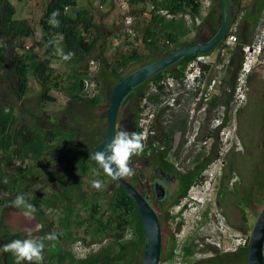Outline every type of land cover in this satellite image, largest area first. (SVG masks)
Listing matches in <instances>:
<instances>
[{
  "label": "trees",
  "instance_id": "obj_1",
  "mask_svg": "<svg viewBox=\"0 0 264 264\" xmlns=\"http://www.w3.org/2000/svg\"><path fill=\"white\" fill-rule=\"evenodd\" d=\"M138 1L148 3L152 7L149 11L150 27H158L161 24L157 32L146 26L140 32L141 36L135 38V40H140L148 50L158 54L143 61L140 66L183 45L194 43V39L180 41V38L190 32L183 15L188 13L194 17L200 14L201 5L198 0H130V4ZM229 1L232 6L231 24L236 25L235 33L237 35L236 47L228 51L230 66H232L234 63H241L239 50L243 44L251 41L255 27L264 11V0ZM213 2L217 4L216 7L220 12L217 1L212 0ZM160 9L173 15H182L168 19L158 13ZM56 10H59L60 13L57 17L60 21L59 27H53L48 22L50 14ZM14 14L15 6L11 0H0V264H16L13 254L3 251L4 245L15 239L23 240L34 237H36L34 240H43L45 243L42 264H140L146 237L134 199L121 185L114 183L102 169H99L94 161L80 153L71 157L72 160L68 166L56 177V186L50 189V193L42 190L34 191L32 196L26 200L36 208L33 215L35 227L30 231H11L7 228L6 218L12 207L8 206L6 195H14L21 190L22 179L28 171L25 159L40 160L44 157L45 152L57 149L65 137L75 138L77 135L69 124L59 121L51 123L48 121L44 123L39 121L22 122L13 101H19L31 92L32 79L39 84L37 100L41 104L40 106L56 100L49 94L53 89L65 91L67 99L71 103L95 107L103 101L99 92L92 97H85L81 94V79L87 61L101 40L100 27L95 23V14L90 5H80L77 0H45L38 20L42 34L38 40L34 39L28 48L24 47L22 41L33 37L35 28L31 20L17 19ZM251 16L253 17V28L248 32L249 37L244 39L240 35L239 28L243 21ZM220 18L221 14L218 24ZM125 42L131 47L127 52L116 53L117 57L110 70L115 77L111 88L130 72L125 73V70L132 61L141 60L137 46L129 41ZM58 49H63L65 54L72 52L75 55L71 60L65 61L58 54ZM195 56L196 54L185 55L174 64L137 85L126 96L118 114V118H120L121 112L128 117L125 124L126 131L137 133V119L142 98L147 97L153 102L160 100L162 86L158 84L157 92H153L150 91L151 84H157L167 76H182L186 65ZM52 60L72 62L76 68L68 78H63L60 72L50 67ZM103 75L102 70L97 74L98 83L99 76ZM235 79L236 76H232L227 83L220 86L222 94L215 95L211 105L216 106L224 103L228 106L231 92H228L226 87L232 89ZM4 84L6 87L3 86ZM104 101L108 102V96ZM30 116L33 120L36 118L40 120L38 115L30 113ZM100 124L103 126V131L89 129L83 135V138L88 142L86 146L88 149H92L105 136L106 122H100ZM177 127L175 119L170 120L167 124L160 123L158 145L151 147L157 164H162L165 169L170 171L175 169L176 152L173 148V135ZM120 130L118 123L117 132ZM160 146L163 148L159 149ZM146 149L144 148L141 155H145ZM83 150L87 151L85 148ZM93 169H96L97 172L94 173ZM95 174L102 181L108 179L112 184V198L104 208L95 203V196L90 195L89 192L90 185L87 184V181L91 180ZM197 175V173H190L180 179V196L186 195L189 187L198 180ZM234 194L239 197L237 191ZM242 202L248 206L247 201L243 199ZM175 204L176 202L170 206ZM14 208L24 212L23 208ZM48 209L63 211L62 217L59 218L62 231L46 216ZM81 227L85 234L80 238L83 242L102 241L105 238L107 242L97 250L79 258L73 254L69 246L77 240V235L72 229ZM53 232L59 234L57 241L44 240L47 234ZM162 241L160 262L172 257L177 243L173 233L167 238H163ZM248 242L249 237L246 244L235 252L214 250L210 256L191 260L190 255L195 249L189 237L182 246V258L186 264H245ZM22 264H27V262H22Z\"/></svg>",
  "mask_w": 264,
  "mask_h": 264
},
{
  "label": "flooded vegetation",
  "instance_id": "obj_2",
  "mask_svg": "<svg viewBox=\"0 0 264 264\" xmlns=\"http://www.w3.org/2000/svg\"><path fill=\"white\" fill-rule=\"evenodd\" d=\"M209 17V22L211 23V21H213V16ZM218 25L219 24H216V26L208 25L207 27H200L201 31L199 30V32L196 33L194 42L202 43L207 41L215 33ZM252 28L253 17L251 16L243 21L239 28L241 37L247 39L249 37L248 32L251 31ZM219 45L220 44L209 52L215 54L211 57V64L203 65V69L210 78L220 76V86H222L228 82L230 77H235L237 75L240 62L230 66L229 53L223 55L217 53ZM241 59L242 55L240 53V61ZM258 72H260V75L257 78ZM246 84V97L241 107L244 109L249 104H252V113L248 116V120L251 121L256 118V121L252 124V128L246 131L238 121V116L241 114V111H239L235 118L233 140L230 145L224 146V144L218 141L216 131L219 129L215 131L210 129L212 112L207 113L205 120L199 121L198 119L196 125V111H190V101L186 100L183 108L174 114L175 122L178 125L173 135V148L176 152L174 171L165 169L160 163L157 164V159H155L151 151L152 146L146 149L145 155L140 154L132 158V167L134 168L135 174L126 179L147 197L148 202L156 211L163 239L170 236L173 232L177 235L187 220L186 214L191 212L194 208L193 202L188 197L189 189L186 195L180 196V179L190 173H197L198 177L201 176L204 169L209 166L220 153L222 154L221 172L214 182L213 199L206 208H201L197 214L194 215L193 231L191 235L183 238L180 243L182 251L184 242L190 237L195 249L193 254L190 255V258L193 259L197 255L203 256L193 260H199L204 258V256H210L213 254L212 251L218 250L216 247L206 242L209 234L202 230L206 229L205 227L211 223L212 218L213 222H215L214 225L218 227L227 225L237 233L244 234L242 228H240L245 224L244 212L240 210L237 205L238 226H230L227 222L228 213L226 211V199L230 192H246L244 189V176L239 168L242 162L248 159H255V161H261L263 159L262 153L257 151L256 148L264 142V65H257L252 68L247 77ZM258 94H261V96L257 98L256 96ZM260 104L261 107L259 106ZM127 120L128 117L126 118V122ZM195 129H197L196 136L194 139H191V135ZM121 130H127V128L121 126ZM248 132L251 133L249 134ZM158 138L159 135L157 133V139ZM72 139L77 148L76 152L68 153L65 152L67 151L66 149H62L57 153H53L54 150L52 149L53 151L49 150L45 152L44 160L52 161L55 166L58 164L62 165V163L64 166H68L70 162L69 159L77 153L89 158L92 149L86 147L88 145L87 140L83 137H78V135ZM68 148H70L69 145ZM84 148L87 151H84ZM162 148L163 146H160L159 149ZM255 150L256 153L258 152L257 155H254ZM257 165L255 167L257 172L264 173ZM157 186L164 189V194L160 198H157L155 191ZM249 192L251 191L249 190ZM246 193H248V191ZM174 202H176V204L170 206ZM173 219L176 220L172 231H170V226L166 225V222ZM219 224L221 226H219ZM177 227H179V229H177ZM239 248L240 247L235 248L232 252L237 251Z\"/></svg>",
  "mask_w": 264,
  "mask_h": 264
},
{
  "label": "built area",
  "instance_id": "obj_3",
  "mask_svg": "<svg viewBox=\"0 0 264 264\" xmlns=\"http://www.w3.org/2000/svg\"><path fill=\"white\" fill-rule=\"evenodd\" d=\"M201 8L200 14L194 17L185 13L183 16L189 26L198 25L203 15L206 14L208 8L212 5V0H198ZM117 5L120 9V30L114 37L112 45L114 47L120 45L125 41L131 44L138 45L137 31L133 28L136 17L130 13V0H117ZM148 10L143 13L148 14ZM158 13L170 19L182 14H171L166 10H158ZM142 15V14H141ZM236 25L231 24L223 39L221 40L220 48L217 53L223 55L228 53L231 49L236 47L237 35L235 33ZM29 45H24L28 48ZM128 44V49H130ZM242 53L241 63L236 75L235 84L232 89L226 87L231 96L228 99V106L220 103L216 106L211 105L212 98L215 95H221L220 89L221 77H209L207 72L203 69V65L211 64V57L215 53L196 54V56L186 65L183 75L179 77L167 76L161 79L157 84L152 83L150 91L157 92V85L162 86L160 93V100L158 102L150 101L147 97L142 98L140 102V111L137 119V133L142 135L144 148L158 145L157 133L160 123L167 124L170 122L172 112H178L183 108L185 101L190 102V111H196V125L199 121L205 120L208 112H215L210 120V129L217 130L216 136L221 144L230 145L233 140L232 124L234 115L237 110L243 105L246 97L247 84L246 80L252 68L257 65H264V11L255 28L251 41L242 45L239 50ZM52 68H57V65L51 64ZM98 71V63L93 59H89L84 75L81 79V94L85 97L94 96L99 89V83L96 79ZM200 115V116H199ZM197 129L191 135V139L196 136ZM222 154L207 166L202 172L198 180L194 182L188 191V197L193 202V199H205L201 193H206V199L211 201L214 194V182L221 172ZM194 209V208H193ZM219 226H221L219 224ZM218 227L215 225L216 236L209 235L207 243L219 249L221 252L233 251L237 247H242L247 242V237L244 234H239L231 228ZM107 239L102 241H87L83 242L77 239L72 243V248L76 257L82 258L87 253L97 250L102 244L106 243ZM178 241L174 249L172 257L167 259L164 264H186L182 258V251ZM159 264H163L162 261Z\"/></svg>",
  "mask_w": 264,
  "mask_h": 264
},
{
  "label": "rangeland",
  "instance_id": "obj_4",
  "mask_svg": "<svg viewBox=\"0 0 264 264\" xmlns=\"http://www.w3.org/2000/svg\"><path fill=\"white\" fill-rule=\"evenodd\" d=\"M15 1V0H14ZM18 0L15 1V4L17 5ZM79 4H82L83 0H78ZM216 3L213 2L211 7H216ZM29 9L32 11H36V14L38 11L40 12L42 10V7L39 3H36V6L34 8L31 6ZM145 11V9H143ZM143 10L141 11V14L139 19H135L133 28L135 31L138 33V37L141 36V33L143 31V27L145 26V21L149 19V15L143 13ZM148 10V8H147ZM220 15V14H219ZM219 15L215 14V17L213 16V21L211 23L209 22L210 17L208 16V11H206V14L203 15L201 18V21L198 25L195 26H189L190 32L187 33L185 36L180 38V41H186V40H193L195 39V35L199 30L201 29L200 27H207L208 25L213 26L218 24L219 22ZM37 19V18H36ZM215 19V20H214ZM114 20H120V18H116ZM36 22V21H35ZM210 23V24H209ZM218 27V26H217ZM38 28V27H37ZM201 31V30H200ZM116 32V31H114ZM195 33V34H194ZM38 34V33H37ZM114 33H110L108 36L112 37ZM116 36V35H115ZM137 51L138 55L140 56L141 60H135L132 61L128 67L125 70V73L128 71H132L140 66V64L145 61L149 60L152 57L157 56L158 54L156 52L148 50L140 40L137 41ZM22 43H27L31 44L32 40H26L23 39ZM108 47L112 48V53L108 56H103L101 54H97L96 56H92L89 59H93L97 61L98 63V71L97 73L102 70L104 75L99 76V90L98 92L101 94L103 101L95 107L91 106H84L81 105L80 103H71L67 99V95L65 91L62 90H57L53 89L52 94L55 97L54 102H47L46 104H39L37 100V95H38V89H39V84L36 80L32 79L31 80V92L26 96V98L22 99V102L18 104V101H13L15 109L17 114L20 116L22 122H36L39 121L40 123H44L48 121V123L51 122H60V123H65L69 124V126L72 127V130L75 131L78 135V137H83L85 133L89 129H99L100 131H103V126L100 124V122H106L105 118V109L108 105V102L104 101V99L108 96V92L111 88V85L113 81L115 80V77L111 74L110 70L112 69L114 65V60L117 57L115 49L118 47H114L112 44H110ZM104 51V50H103ZM128 48H121L119 52H127ZM58 63V62H57ZM64 69V66L61 65L59 69H57L58 72H61ZM64 72V71H63ZM260 72L257 74V78L259 77ZM3 86L6 87L4 84ZM261 96V94H258L256 97L258 98ZM261 107V104L259 105ZM43 107V108H42ZM252 104H249L247 107L244 109L239 108L237 112L234 115V121L232 126V135H233V127H234V122L237 113L241 111V114L238 116V121L241 123V126L246 130L249 131V129L252 128V124L255 123L256 118L253 120H248V116L252 113ZM30 113L35 114L36 116L38 115L40 120L36 118L35 120L31 119L32 116H30ZM176 112H172L170 116V120L175 119V114ZM215 115V112H212V116ZM126 116H124V113L120 115V118L118 119V123L122 127H125L126 124ZM263 120V119H262ZM249 134L251 132H248ZM68 145L70 148H68ZM227 147V146H226ZM258 148V149H257ZM256 148L257 151H260L263 155V159L261 161H255V159H248L242 162L240 165V170L243 173V181H244V189L248 193H239V197H237L234 192H230V194L227 197V205H226V211L228 213V223L230 226H238V219H237V205L239 206L240 210H242L245 214V224L242 228L244 235L247 237H250L251 231L254 226V222L262 208V205L264 204V173H258L256 170V165L258 168L264 171V142L258 145ZM66 149L68 153H74L76 152L77 148L76 145L73 142L72 138L65 137L64 140L60 143L59 147L57 149H53V153H57L58 151ZM51 150V151H53ZM255 154L257 155L258 152ZM255 158V157H254ZM69 159V161H71ZM26 165L28 167V171L24 175L22 182H21V190L17 192L16 194H7L6 199L9 202L8 206L12 207L11 212L9 213V216L6 218V226L8 229L11 231H16V230H24V231H30L35 227V221L33 219V216L31 218H26L24 216V212L17 211L12 205L11 201H14L17 196L23 195L25 200H27L30 196H32V193L34 191H45L47 193L51 192V188H55L56 186V177L57 175H60L61 172L67 167V165L64 166L58 164L57 166L54 165L52 161H45L44 157L41 158L40 160H32L30 158L25 159ZM101 180L100 177L95 174L92 176V179L87 181V184H89V192L90 195L95 196V203H98L102 208H104L110 199L112 198V184L109 182L108 179H105L102 181V187L100 190L95 189L92 186V181L93 180ZM253 189V191H252ZM249 190L251 192H249ZM239 199V200H238ZM247 201L248 206H246L245 202H242V200ZM215 209V208H214ZM63 211L61 209L59 210H54V209H48L46 210V216L51 219L54 223L55 226H57L61 231H62V226L61 223L59 222V218L62 217ZM186 222L184 223V226L181 228V230L178 232L177 235L173 232L174 236L176 237V242H180L183 240V238H186L187 236L191 235L193 229V222H194V214L192 212H189L186 214ZM175 220H169L166 222V225L170 226L169 230L172 231ZM215 222H213V218L210 224L205 227L206 229H202L203 231H206L209 235L215 233ZM83 227L81 228H75L72 229V231L77 235L76 239H80L81 237H84L85 234L83 233L82 230ZM224 228L228 229L231 228L227 225L224 226ZM30 238V239H35ZM207 242V241H206ZM177 244V243H176ZM69 249L73 252V254L78 256V254H75L72 248V244L69 246ZM218 249V248H217ZM219 250V249H218ZM263 255H264V243H263ZM199 256L197 255L193 259H197ZM205 257V256H204ZM193 260L192 258H190ZM167 259L163 260L162 263ZM236 263V261H235Z\"/></svg>",
  "mask_w": 264,
  "mask_h": 264
},
{
  "label": "water",
  "instance_id": "obj_5",
  "mask_svg": "<svg viewBox=\"0 0 264 264\" xmlns=\"http://www.w3.org/2000/svg\"><path fill=\"white\" fill-rule=\"evenodd\" d=\"M220 7V23L215 33L205 42H194L183 45L170 53L157 58L145 65H142L123 76L111 88L108 95V105L105 109L106 129L105 136L97 142L91 152L99 151L109 143L117 133L118 114L123 100L140 83L156 74L157 72L169 67L185 55L204 54L212 51L223 39L229 29L232 20V6L229 0H216ZM111 179V177H110ZM112 180V179H111ZM121 185L126 192L134 199L140 218L142 221L144 236L143 253L140 264H159L162 252V233L159 218L156 211L135 185L129 180H112ZM157 198L164 194V189L157 186ZM264 243V206L260 210L251 231L245 264H264L263 255Z\"/></svg>",
  "mask_w": 264,
  "mask_h": 264
},
{
  "label": "clouds",
  "instance_id": "obj_6",
  "mask_svg": "<svg viewBox=\"0 0 264 264\" xmlns=\"http://www.w3.org/2000/svg\"><path fill=\"white\" fill-rule=\"evenodd\" d=\"M59 15V10L53 11L49 17V24L53 27H59L60 21L57 19ZM58 54L65 61L71 60L75 55L72 52L65 54L63 49H58ZM54 69H58V67ZM143 139L144 138L139 133H129L126 130H120L103 149L90 152L89 160L94 161L96 165H98V168L102 169L103 172L114 181L130 178L135 174L134 168L132 167V158L140 155L144 151L145 145ZM93 172L96 173L97 170L93 169ZM92 186L95 189L100 190L102 187V181L98 179L93 180ZM201 194L205 199H193L194 209L191 212L194 215L197 214L201 208H206L210 203V201L206 199V193L203 192ZM10 203L13 207L23 208L24 216L26 218H31L36 212L34 205L28 203L23 195L17 196V198ZM58 238L59 234L53 232L47 234L44 237V240L55 242ZM44 249L45 243L43 240L38 241L30 238L23 240L15 239L3 247V251L13 254L16 259V264H22V262H27V264H42L44 260Z\"/></svg>",
  "mask_w": 264,
  "mask_h": 264
},
{
  "label": "crops",
  "instance_id": "obj_7",
  "mask_svg": "<svg viewBox=\"0 0 264 264\" xmlns=\"http://www.w3.org/2000/svg\"><path fill=\"white\" fill-rule=\"evenodd\" d=\"M15 1L11 0V2L15 6L14 17L17 19L26 18V19L31 20V23L33 24V26L35 28L34 36L30 37V38H26V40L27 39L32 40V41L34 39L38 40L42 34L38 20L41 16L45 0H18L17 5L15 4ZM36 3H39L42 7V10L40 12L38 11L37 14H36L37 10L34 13L33 10L31 11L29 9V7H31V6L34 8V6H36ZM82 4H87V5H90L92 7L93 12L95 14V23H96V25H98L100 27V32H101V40H100L99 44L96 46V48L94 49V51L90 54L89 58L91 57V55L97 57V54H101L103 56L110 55L112 53V48L108 47V46L113 43V39H114L115 35H117L118 31L120 30V25L118 23L119 21L114 20L117 17L120 18V9L117 5V0H83ZM82 4H80V5H82ZM149 7L150 6L148 5V3H142L141 1L134 2L133 4H130V13L132 14V12H133L132 15H134L137 19L138 16L140 17L141 11L143 9H145V11H147V8H149ZM209 8L207 10L208 16H214L215 17V14H216V17H217V15L220 14L218 9H216L215 7H212L211 9H209ZM143 12H144V10H143ZM139 17H138V19H139ZM164 21H166V20H164ZM145 23L146 24L143 27V29L146 26L150 27L149 19H147L145 21ZM116 25H117V28H115ZM160 26H161V24L158 25V27L154 26V28H152V27H150V28H152L153 31L157 32L159 30ZM114 31H116V32H114ZM110 33H114V35L112 37L108 36ZM24 45H31V44L25 43ZM116 47H118V48L115 49V52L118 53L121 48H127L128 44H127V42H123ZM53 63L57 64L58 69L60 68L61 65L64 66V69L60 72L62 74L63 78H68V76H70L72 74V71L76 68V65L72 62H63L61 60H52L51 64H53ZM52 92H53V90H51L49 92V94L54 96L52 94ZM24 98H26V96L23 97L22 99H24ZM22 99L18 101V104H20L22 102Z\"/></svg>",
  "mask_w": 264,
  "mask_h": 264
},
{
  "label": "bare ground",
  "instance_id": "obj_8",
  "mask_svg": "<svg viewBox=\"0 0 264 264\" xmlns=\"http://www.w3.org/2000/svg\"><path fill=\"white\" fill-rule=\"evenodd\" d=\"M195 34V33H194ZM239 41V40H238ZM98 74V73H97ZM183 74V73H182ZM250 74V73H249ZM213 106V105H212Z\"/></svg>",
  "mask_w": 264,
  "mask_h": 264
}]
</instances>
